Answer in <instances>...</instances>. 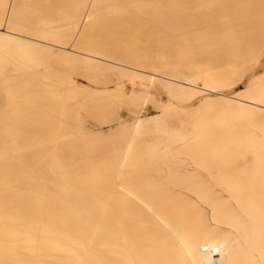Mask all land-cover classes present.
<instances>
[{"label":"bare ground","instance_id":"obj_1","mask_svg":"<svg viewBox=\"0 0 264 264\" xmlns=\"http://www.w3.org/2000/svg\"><path fill=\"white\" fill-rule=\"evenodd\" d=\"M22 1L23 0H0V27H2L3 25L2 31H0V54H5V55H2V57L10 55L14 51V49L19 48V46L25 47L30 50L32 49L33 52L38 51V49L40 51L42 49L45 50V48L49 50L48 47L42 42H44L47 39H49L50 42L52 39L53 40L61 39L59 36L56 37L57 35H59V34H56V32L58 33V31H56V28H55L56 26H58V24L55 25L54 23L55 22L60 23L64 20L68 21V19L72 18L74 14L77 15L76 9L78 7L79 9L81 7L84 9L85 6H82V5H84L87 0H76V1L71 0L70 2L65 1V0L64 1L63 0L61 1L60 0H42L43 3L37 0L39 1V5L40 3L43 4L40 9H39L40 6H37V8L39 9V11H41V13L39 17L38 16L36 17L35 15L34 16L35 18H34L32 17L33 16L32 14L30 17H32L34 20L37 19L36 23L40 25V27H43L42 29L39 26H37V24L35 23L33 19L31 20L30 18V20L28 19L29 20L28 21L25 19V17L27 18V16L25 17H23V15L22 17L19 16L21 15L20 14L21 12L22 14L24 12V10L20 11L21 7H19V4L24 5ZM37 1L34 2V4L33 3L32 4L37 5L36 4L38 3ZM142 1L147 2V0H140L139 1L140 6L143 3ZM161 1L162 0H160V2ZM170 1L171 0H169V2L167 3H171V4L173 3L171 7L175 3L178 2V1L177 2H173V1L170 2ZM186 1L187 3L189 2V0H186ZM222 1L221 0L220 1L219 0H205L204 3H207L208 5H210L211 3H215L214 5L219 6V7L217 6L219 11H217V8L214 9L215 7L213 4L209 6V11L213 7L212 10L213 12L216 13L215 15H217V12H221L223 9L229 10V11L227 10L223 11L221 12V14L223 13L222 15H225L224 17L226 18V20L227 18L232 19L230 18L231 16L233 17V20H231V22H229L230 20L228 19V22H229L228 24L230 23L232 24V21L235 22L232 24L233 27L230 24L231 26L229 27H231V29L236 27V25L237 27H240L242 29L240 30V32L242 31L241 33L236 32L241 35L239 36L237 34L238 36L237 35L236 36L238 38L237 37L236 38L239 39L241 37L242 42L243 41L244 43L246 42L245 44L247 45L250 43L251 44L253 43L254 47H256L254 48L255 50L254 54L260 53V51L264 49V0H222ZM104 2L106 4V0H91L90 5L89 6L86 5L88 6L87 10L89 14L87 15V17L91 16L90 14L92 13H94L92 14L94 15V17L96 16L97 13H100L101 11L99 12L98 8L102 7L103 9L102 3L104 4ZM120 2H122V0ZM123 2L120 3L119 5V6H122L121 8L119 7L117 8L118 2H116L117 5L115 9L119 11L120 13H122L121 11L126 10L125 7L127 5L125 6ZM139 2H137L138 3V7H136L137 9H139ZM131 3L133 4L134 2L132 1ZM191 4L193 5L194 3H192L191 1ZM28 5L30 6V4H27L26 6L28 7ZM72 5L73 7H71ZM200 5L201 4H199V6ZM206 5L202 6V8L205 7L206 9V7H208ZM144 6L146 7L148 5H144ZM122 8L123 10H121ZM148 8H151V6ZM165 8L168 9L169 7H165ZM180 8L181 7L179 6V9ZM31 9H34V13L35 11L37 12L34 6ZM112 9H109V10H111V12L114 13L116 10L114 9L115 10L114 11ZM141 9L138 11L140 12ZM154 9L155 8L153 9L151 8V12H150V9L148 10L151 14L148 12L144 13L146 17L148 18V20H151L152 23L158 22L154 20H158V19L160 20L162 18H164L163 20L166 21L165 18L167 19L168 17L169 19L173 17L172 20H174V18L175 20H177L176 17L178 16L176 15V17H174L175 15H173V13H172L173 16H169L168 14H165L167 12L165 11V13L163 12V14H161V15L165 14V16L162 17V16H159L160 15L159 13L161 12H158L156 14L154 11V13H152ZM158 9L163 11L161 8H158ZM205 9H204V15H205ZM95 10H98L97 13H95L96 12ZM212 10L209 13H212V16H213L214 13L212 12ZM127 11L129 12V10ZM185 11H186V8H185ZM207 11H208V8H207ZM224 12H227L228 14L229 13H232V14H229L230 15L229 16L228 14H225ZM107 13L109 14L108 11ZM209 13L207 15H211ZM154 14H156V16ZM197 14L199 15V13ZM215 15H214V18L217 17V16L215 17ZM226 15H228L229 17L228 16L226 17ZM182 16H185V15H182ZM187 16H190V15H187ZM197 17H196V21H197ZM76 18L73 17V19H76ZM182 18L183 17H181V19ZM189 19L186 18L185 20H188V23H189ZM208 19L209 18H207V20ZM97 20L96 22H98ZM102 21H103V16H102ZM135 21H138V20H135ZM162 21L160 20V22ZM25 22H28V23L30 22V26L32 27L29 26L30 27L29 28ZM150 22L148 21L149 25H150ZM160 22L158 24L159 26H161ZM166 22L165 23L169 25L168 21ZM179 22L180 21L176 23H179ZM213 22H215V20H213ZM213 22H210V23H213ZM135 23L136 22H133L132 24L135 25ZM165 23H162V24H165ZM224 23H227V22H224ZM53 24L55 25V27ZM61 24L64 25L63 23ZM142 24H144V22ZM62 25L60 26V29H62L61 28ZM91 25H93V23H91ZM167 25H164L163 28L161 27V29L164 30V27L171 28V26H167ZM219 25H222V24L219 23ZM36 26L39 27V29H37ZM211 26H214V25L211 24ZM33 27H35L37 31L34 29V32H32ZM85 27H86V24H85ZM139 27H136V29ZM205 27L207 28V26ZM153 28H155L156 30L155 26H153ZM195 28L191 29V31L195 30ZM75 29H77V27ZM172 29L176 30L177 28H175L174 26V28ZM209 29H211L210 25H209ZM225 29L227 28L225 27ZM154 32L158 33L156 31ZM233 32H235V30ZM64 33L66 34V32ZM68 33H71V32L69 31ZM65 34L62 33L61 37L62 35H65ZM230 34L232 33L230 32ZM235 34L233 33L234 36ZM149 35H152V34L149 33ZM163 35L164 34H162V37ZM192 35L194 38L198 37L197 34H196L197 35L196 37L194 33ZM210 35H212V33ZM188 36L191 37L190 40L193 39L191 35H188ZM69 37L67 36L64 38L63 36L62 38L64 41H66V38H68L69 40ZM166 37L168 38V35H166ZM166 37H163L161 39L163 40ZM199 37H202V35ZM186 39L183 38V40L189 41ZM218 39H220V37H218ZM63 40L61 42H63ZM46 42L47 41H45V43ZM207 42L209 43L211 41H207ZM231 42H233V39ZM219 43L221 44L222 42H219ZM159 44H160V41H159ZM159 44L157 42V45ZM169 45H171V43ZM188 45L190 46L191 43ZM159 47H160L159 48L160 53L161 51L164 52L166 50V48L164 47H163L164 50H161L160 45ZM242 47L240 48V50L242 49ZM150 48L149 50H151ZM238 48L239 47H236V49ZM131 49H133V47ZM94 50H97V49H94ZM106 50H108V48ZM100 51H97V52H100ZM127 51L125 53H127ZM250 51H252V49ZM113 52L114 51L112 50L111 57H112ZM166 52H169V50H167ZM87 53L85 56H87L88 59L90 58L94 62L95 56H93V54L91 55L89 53L90 54L89 55ZM104 53L106 54V52ZM107 53L110 54V52H107ZM114 53H116V50ZM107 55H106V58H107ZM115 55L113 57H115ZM154 55H155V52H154ZM166 55H168V53ZM12 56H14L13 53L10 55L8 63H11L12 65H10V67L14 68L18 65L17 64L18 62L16 61L17 59H14L15 56L14 58ZM135 56L137 57V55ZM170 56H168L169 57L168 60L169 59L171 60V58L173 59L175 58L173 57V55L171 57ZM153 57L154 56H152V58ZM77 58L79 57L77 56ZM128 58L131 59V61L130 60L125 61L127 60V57H126L125 60H121L122 58L121 59L119 58L120 60L118 62L114 60L109 61V62H112L113 64H116V65L127 66V67H129V65H133L134 69H136L137 67H141V68L146 67L145 69H148L147 67H151L150 66L151 64L149 65L150 63L149 59H148L149 63L147 62L149 66L147 65V63H146L147 66L145 67L142 64L143 62L141 59L145 58V56L143 58H140L139 61L142 62L141 64L138 63L139 62L138 57H137L138 59H135L133 56L135 60L134 59L132 60L131 55L130 56L128 55ZM144 60L145 62L147 61V59H144ZM165 60L166 58L163 59V61ZM79 61L81 62L80 59ZM151 61H153V59H151ZM157 61L159 62L160 60H157ZM83 62H86L85 59ZM206 64H207V67L210 66L213 69L212 66L214 64L213 65H209V63H206ZM217 65L215 64L214 67L216 66V68H218ZM214 69L211 73H210L211 70L207 71L206 69L203 73H200L202 70L199 71V73L194 72L196 73V75L194 74L195 76L194 77L192 76L193 78H188L186 76H185L186 78H184L183 76V77H180V79H178L179 77L178 78L176 77L177 78L176 81L183 83V84H187L188 86H193V87H196V85H194L196 81H201L203 84V87L207 88L210 92H215L217 88L224 87L225 84L227 83L223 82L224 78H222L221 79L222 81H220V78L221 76L224 75L223 73H225V71L224 72L217 71V70L214 71ZM136 70H139V69H136ZM8 74H10V72H6L4 76L8 77L9 76ZM27 76H29L28 80L30 81L29 82L30 84L27 82L29 84L27 85L30 86V89L27 95L23 94V88L22 87L20 88L19 84L16 85L14 83L13 85L15 87L12 88V84H11L10 91H11V94L14 93L15 96L14 94H12L11 97L9 96L4 97L2 93L0 92V99H1L0 100V131L3 130L5 132L7 129L8 131H10L11 128H14V129H11L10 131L11 134L10 133L8 134L12 135L13 133L14 135L16 133L18 135V132L20 130L21 132L25 130L24 133L26 134V135H23V133L20 132L22 135L17 136V138L20 136H23V137L26 136V139L23 137L22 138L20 137L19 139V140H22V144L17 146V148L21 146V148H18L20 151L12 150L13 147L15 148V149L13 148L14 150L17 149L16 145L13 146L14 144L13 143L12 144L13 147L10 149V152L12 150L13 152H19L20 154L23 155L24 152L26 153V151L30 150L31 153H34L36 155L34 156V159L35 157L39 156L38 153L40 154V157L34 160L35 164L30 165L31 162H29L30 164H27V165H29L30 168L27 165L26 166L28 169L26 167H25L26 169L23 168L25 171L21 170L23 166L16 168L18 169L17 170L18 172L13 171L15 168L14 169L12 168L13 170L9 169L10 167L8 168V170L11 171L10 174L15 176L12 179L17 180V183L16 182L14 183L12 181L10 182L8 180L10 179V177H12V176L10 177L6 176L7 175L6 173L10 175L9 171L6 170L7 172L4 173L3 170L2 171L0 170V173L3 172L4 174H6V175L3 174L4 175L3 176L1 175L2 174L1 173L0 176H2V178L0 177V179H3V178L5 179L6 177L7 178L5 179L6 182L9 181L11 183V184L6 183V185H9L10 187L9 189H7L8 187L4 185L5 182L3 180L0 182V186L3 184V187H1V190H0V197L2 196L1 194L5 192H6V195H8L7 194L8 190L13 189V186L15 184H18V180L21 181L23 179L22 182L24 181L22 185L20 184L21 182L19 181L20 182L19 185L14 186L13 191L15 190V187H16V190H18L17 192H15V194L17 193V198L10 199L11 197L10 195H9L10 197L8 196L7 198L6 195L4 194L3 196L5 198H0V264H211L209 260L207 261L201 260L200 255L198 253V245L201 243L202 237H206V236L207 238H209V240H212L213 242L216 243L217 247L214 249L215 251L219 252L218 255L220 257V264H264V142L261 141V138H262L261 136L264 137V134H263L264 132L262 133L263 135L260 136L261 138L258 136V138H260L259 139L260 144L256 143L252 145L243 144L242 142L246 141L248 137H250L251 141L252 139L253 141H255L257 138L256 137L257 135L256 136L252 135V134H255L254 130L250 136L249 135L246 136L245 132L240 133L238 132V130L236 131V129H233V128L229 129L230 131H227L225 129H221L217 127H214V128L209 127L207 129L200 130L193 136H189L188 131L184 132L185 136L181 135L182 133H179L177 135H181L179 137L181 138L183 137L182 139L184 140L186 139V141L190 140L191 137L192 138L197 137L200 141L203 140L201 141V143L203 142L202 145L199 144L201 147H203L202 149H205L206 143L208 144L206 146V149L203 150V152H201L202 151L201 147L199 148L198 146H196V148L192 147V148H195L193 149V151L191 150L192 154L190 155L193 160L192 161L190 159V161L191 163L192 162L193 163L192 164L188 163L189 164L188 166L191 165L192 167H188L187 165H185V163H183L180 165L183 167L179 168L180 166L178 165V161L175 160L177 164L175 161H173V163L175 162L174 164L170 162L171 159L174 160V158H168L167 156L164 157L163 155H161L162 153H160V151L155 147L154 148L147 147L148 149H146V147L143 148L142 146H138V148L134 150V152L132 153L133 157L130 156V158L128 157V159L127 158L122 159V157H125L127 155L128 150H129L128 148H130L128 146L125 147V149H123L122 152H120L121 156L119 157L118 160H115L113 162L109 161L110 163L109 165L107 162L101 169L95 168V165L94 166L88 165L90 167L88 166L80 167L76 161L72 160L73 156H71V154L70 156L69 154L65 155V153L67 152L66 151L67 148H70L67 150H74L75 152L78 150H75L76 148L74 149V147L76 146L72 144L73 143L72 135L70 137V135L66 134V132H64L66 129H64L63 131V127H64L63 124H66V121H64L65 123L61 122L62 116L67 119L68 116L66 117L64 116V114L68 115L70 107L72 106L70 104L71 103L70 101H73L71 100L72 98L71 95H73V91H74L72 89L73 86L70 84V82L68 81L65 82V79L64 81L62 80L59 81L58 79H56V80H53L54 81L53 83H44L42 79L44 78L42 77L43 75H38L35 73V74H30V75L28 74ZM224 76L225 77L227 76V72H226V75ZM134 77L138 78L139 76H134ZM14 79L15 77L12 79L13 82H14ZM262 83L264 82H256L253 89L249 93H247L244 97L242 95L240 98H235L236 99L235 101H227V102L222 101L221 112L223 114H230V113L254 114L255 113L257 115L259 114L261 115V113H264L262 112L264 111V84ZM69 85H71L72 90L68 88L70 87ZM171 85L170 86L168 85V88L170 89V87H172L170 90L180 95L182 93L186 95L193 94L197 91V90H194L188 87L179 86V85L172 84V83ZM70 91H72V94L70 93ZM22 100L24 101L28 100V101L27 102L25 101L22 104L21 103ZM25 103L26 104L29 103L28 106H26ZM68 104L71 106L68 107ZM51 105L53 108L51 107ZM47 107H49L47 110L48 112L45 114L46 111L44 110ZM27 110L30 111V112H27L28 115L26 114ZM64 110L65 111L67 110L66 111L67 114L64 112ZM256 112H258L259 114ZM29 113H30V117L26 118L25 116H29ZM48 114H50V116L52 115L49 118V120H47ZM36 115L38 116V118H35ZM262 116H258L260 117L259 119L257 118L258 121L255 118L256 126L258 124L256 128L258 129L259 127L260 128L259 131H261V129L262 131H264V115ZM141 122L142 121L139 120L135 123V125H139ZM67 124H68V121H67ZM69 126H71V124ZM15 127H18L17 128L18 131L15 130ZM2 133L3 132H1L0 134V139L3 141L2 142L0 140L1 141L0 142L1 152H3V150L6 149V148L2 149L3 148L2 145H4L7 142V139L12 138V137L8 138V136L10 135L6 134L7 133L6 132L4 133L5 134V137H4L5 142H4L2 138L3 136ZM31 133L32 134L37 133L35 136L36 139L33 137L34 135L33 136L31 135ZM37 136H40L39 142H36L38 141ZM201 137H203V139ZM15 138L16 137H14L13 139ZM29 138L33 142H30ZM65 138L69 139V142H66L67 145H65L66 143H63L64 145L61 143L63 139L65 140ZM13 139H12V142H13ZM23 140H24L25 145H23ZM204 140L205 141L207 140V142H205ZM75 143L77 144V142ZM10 146L8 147L10 148ZM23 146L24 147L27 146V149L25 148L24 150V148H22ZM63 148L64 149L66 148L65 149L66 152L64 151ZM192 148L190 147L189 150ZM197 148L199 151L197 150ZM39 149H43V151H40ZM6 150L9 152L8 149ZM34 150H39V151H37V153L32 152ZM7 151L5 154H4L5 152L4 151L0 155L2 156L3 154L6 155L8 153ZM40 152L43 154H41ZM19 158H20V155H19ZM160 159L163 165L165 163V166L167 167L164 166L163 167L164 169L162 170L161 168L157 169L159 170L158 172L157 170H151L152 169L151 165H153L154 163L156 165V162H158L159 164V162H161ZM25 160L27 161L30 159H25ZM18 161L20 162V160ZM190 161H187V162H190ZM180 162L181 160L179 161V163ZM6 163L10 164L8 162ZM15 163H17V161ZM20 163L22 164V161ZM201 166L205 169H203ZM156 167L157 166H155L154 168ZM200 167L202 171L200 170ZM165 168H167V170L165 173H163L165 171ZM26 170L28 172H26ZM199 170L201 172L206 170L204 174L208 175L206 178L208 182L207 180L204 179L206 175L205 176L201 175L200 180L204 179L203 181H206L207 183L205 182L202 184L203 181L202 182L198 181V184L193 183L192 185L190 184L189 186H186V187L185 185H183V187L182 185H178L180 183L183 184L182 182L184 180H186L185 183H187L192 177H195L198 173H200ZM30 171H31V174L33 173L32 174L33 177L31 175H29V177L31 176L30 178L25 177V174L26 176H28L27 174H30ZM153 171H156V173H154ZM97 172L102 173L103 175L101 174V176L103 177L101 178V176H99L100 174H98L96 177L95 173ZM16 175L17 176L20 175V176L16 178ZM211 177L214 178V180H212ZM26 178L27 180H24ZM31 178H33L34 180ZM97 178H99L101 181L98 180ZM29 179L32 180L33 182L30 181ZM209 180L210 181L212 180L214 182L209 183L210 182ZM28 181H30L32 184H30ZM25 182H28L26 184L27 188H29L28 184L33 186L32 187L29 185L30 186L29 189L33 190V191L29 190L33 192V193L30 192L32 194V195L30 194L32 196L31 199L30 198L27 199V195L25 194H24L26 196L25 199L24 197L21 198L23 193L22 195H19L20 197H18V192L20 191V189H22L21 187L25 186L23 185L25 184ZM192 182H195V181H192ZM117 184H119V186L121 187L118 193L116 191ZM92 189H94L93 191L98 192V194L96 193L93 194V195L96 194L98 198L96 197V195L92 196V191H91ZM10 192L14 193L12 192V190H10L8 193ZM15 194L14 196L13 194H11L12 197H15L16 196Z\"/></svg>","mask_w":264,"mask_h":264},{"label":"rangeland","instance_id":"obj_2","mask_svg":"<svg viewBox=\"0 0 264 264\" xmlns=\"http://www.w3.org/2000/svg\"><path fill=\"white\" fill-rule=\"evenodd\" d=\"M36 1L37 0H23L22 2L24 3V5L19 4V7H21V10H20V8H19V10L20 11L24 10V12H23V14L21 12L20 13L21 15H19V16H21V17H22V15H23V17L27 16V18L25 17L26 20H28V19L30 20V18L32 20L33 19L32 17H34L35 15H36V17L37 16L39 17V15L41 13V11H39V9L43 5L41 3L39 5V1L42 3H43V1L39 0V1H37L38 3H36L37 5H33L34 2H36ZM65 1L70 2L71 0H65ZM90 1L91 0H89V1L87 0L85 2V4L82 5V6H85L84 9L82 7H81L82 9L80 8L81 10L79 9V7L76 9L77 13L76 12L75 13L77 15L74 14V16H72V18L68 19V21L64 20L67 24L64 21H62L60 23L55 22L54 23L55 25L58 24V26H56V27L53 24L54 27L56 28V31H58V33L55 31L56 34H59L56 37L59 36L63 40V38H62L63 36H64V38L67 36L68 37L70 36L69 40H68V38H66V41L63 40V42H61L62 41L61 39H58V40L52 39L50 42V40L47 39L45 41H47L48 43L47 42L45 43V41L42 43L45 44L49 50H47V48L44 47L45 50L42 49L40 51L38 49V51H35V52H33L32 49L30 50V49H27L25 47L19 46V48L14 49V51L12 50L13 51L12 53L14 54L15 58H14V56H12V57L14 59H17L16 61L18 62L17 63L18 65L14 68L10 67V65H12L11 63H8L9 57L12 53L8 56H5V57H2V55H5V54H0V92L2 93V95L4 97L5 96L11 97L12 94H14V93L11 94V91H10L11 90V87H10L11 84H12V88L15 87L13 85V83L16 85L19 84L20 85L19 87L23 88V94L27 95L28 91L30 89V86H28L30 84L29 83L30 81L28 80L29 76H27V75L28 74L29 75L35 74V73L38 75H43L42 77H44V78H42V79H43L44 83H53L54 82L53 80H56V79H58L59 81L60 80L64 81V79H65V82L66 81L70 82V84L73 86L72 89L74 91L76 90L75 92L73 91V95H71L72 96L71 100H73V101H70L71 102L70 104L72 106L68 104V107L71 106L70 110L68 109L69 113H68V115L64 114V116H66V117L68 116L67 117L68 120L62 116L63 118L61 117V120H62L61 122L63 123L64 121H66V124H63L64 125L63 131H64V129H66L64 132H66V134L70 135V137L72 135L73 139L72 138L71 139L73 140V143L72 142L71 143L74 146H76V147H74V149L76 148L75 150H78V151L75 152L74 150H67L70 148L66 147L67 149L66 148L65 149L67 152L63 148L64 151L66 152L65 155L69 154V156H70V154H71V156H73L72 160L76 161L80 167H85L88 165H93V166L95 165V168L101 169L107 162L109 165L110 164L109 161L113 162L115 160H118L119 157L121 156L120 152H122V150L125 149V147H127V146L130 148H128L129 150H128L127 155L125 157H122V159H125V158L128 159V157L130 158V156L133 157L132 153L134 152V150H136L138 148V146H142L143 148L146 147V149L155 147L160 151V153H162L161 155H163L164 157L167 156L168 158H174V160L171 159V161L168 159L171 163H173V161L176 160V161H178L179 166L183 163H185V165L188 166L189 165L188 163H190V164L193 163V162L191 163V161H190V159L192 160V157L190 155L192 154L193 149H195L196 146H198V148L201 147L200 145H202V143H203V142L201 143V141H203V140L200 141L197 137H193V138L191 137L190 140L186 141V139L185 140L182 139L183 137L182 138L179 137L181 135L185 136V134H184L185 131L189 132V136H193L198 131L203 130V129H207L209 127L210 128L211 127L212 128L217 127V128L225 129L227 131H230L229 129L233 128V129H236V131L238 130V132H240V133L245 132L246 136L247 135L250 136L254 130L255 134H252V135H255V136L257 135L256 140L254 139L255 141H253V139H252V141H251L250 137H248V139L242 143L243 144H251V145L256 144V143L260 142L259 139L261 137H262L261 141L264 142V140H263L264 137L261 136L264 134L263 133L264 131H262V129H261V131H259L260 128L259 127H258V129L256 128L258 126V124L256 126V122H255L257 118L258 119L260 118L258 116H262V115H264V113H261V115H260L259 114L260 111H259V113L256 112L259 114V115H257L255 113L254 114H241V113L223 114L221 112L222 101L223 102L235 101L236 100L235 98H240L242 95L244 97L247 93H249L253 89L256 82H264V49H262L260 51V53L254 54V52H255L254 48H256V47H254L253 43L248 44L249 45L248 46L247 44H245L246 42L245 43H244V41L242 42L241 37L239 39H237L238 38L237 36L238 35L241 36V35L236 33V32H240V30H242V29L240 27H237V25H236L237 28L234 27L231 29V27H229L235 22L232 21V24L230 23L231 25L228 24L229 22H231V20H233V17L231 16L230 18H232V19L227 18V20H226V18L224 17L225 15H222L223 13L221 14V12L227 10L226 8H225L226 10L221 9L222 10L221 12H217V11H219L218 10L219 6L214 5L215 3H211L215 7L214 9L217 8V11H216L217 15H215L216 13L213 12V10H212L213 7L211 8L215 17L217 16L216 17L217 19H216V18H214V15L212 16V13H209L211 11V10L209 11V6L211 4L208 5L207 3H204L205 0L204 1L199 0V2H198V0H189V2H190V3L188 2L189 4L187 3L186 0H171L173 2L178 1L172 7H171V5L173 3L172 4L167 3V2H169V0H167V1L162 0L161 2H163V3H161L160 0H158V1L157 0H147V2L144 1L145 3L142 1L144 4L141 2L142 3L141 6H140V2H139L140 0H138V1L137 0H126V1L122 0V2L124 1L123 4L125 6L126 5L129 6V4L132 1L134 3L133 4L131 3L129 7H127V6L125 7L122 4L126 8V10H123V8L121 10L125 11L126 13L123 11H121L122 13H120L119 11H117L115 9V7L117 5L116 2H118L117 8L122 7V6H119L120 3H122V2H120L121 0L120 1L119 0H106V4H105V2H104V4L102 3L103 9H102V7H100V8L97 7L99 12L101 11L100 12L101 15H100V13H97L98 10H95L96 12L94 11L95 13H97L95 16L96 18H95L94 15H92L94 13L90 14L91 16L87 17V15H89L87 7L90 5ZM135 1L139 2V9L136 8V7H138V3ZM191 1H192V3H194L193 5L191 4ZM195 3H197V4H195ZM27 4H30V6L28 5V7H27L26 6ZM162 4H163V6H162ZM199 4H201V5L199 6ZM202 4H204V5L207 4L206 6H208V7H206V9H205V7L202 8V6H204ZM32 5L34 6V8H36L35 10H37V12L35 11V13H37L38 15L34 13V9H31L33 7ZM86 5H88V6H86ZM108 5H110V6H108ZM113 5H114V7H113ZM144 5H148V6L145 7ZM149 5L151 6L152 9L155 8L152 11V13H154V11L156 14L158 12H161V13H159L160 14L159 16H162V17H164L165 14H168L169 16L175 15L174 17H176V15H177L178 17H176V19L180 22L176 23L178 21L175 20V18H174V20H172L173 17L170 19L168 17L167 19H169V20H167L165 18V20L168 21V23H169V25H167L166 24L167 22L164 21L163 20L164 18L161 17L162 19H160V20L161 21L163 20L162 22H160V20L157 18L158 20H154V21H158V22H154L155 24L152 23V21L148 20V18L144 14L145 12H148V13L151 12V8H148V7H150ZM178 5L181 7L180 9H179ZM37 6H40L39 9L37 8ZM107 6H108V8H107ZM142 6H144V7H142ZM197 6H198V8H197ZM23 7H24V9H23ZM71 7H73V5ZM165 7H169L168 9H170V10H168ZM158 8H161L163 11H161ZM171 8H172V10H171ZM185 8H186V11H185ZM207 8H208V11H207ZM100 9H102V10H100ZM109 9H112V10L115 9L116 11L114 10L115 12L113 11L114 13H112L111 10H109ZM140 9H141V11H140L141 13L138 11ZM149 9H150V12L148 11ZM204 9H205V15H207L208 13L211 15H207L208 17L205 16L204 15ZM127 10H129V12L130 11L131 12L129 13ZM193 10H194V12H193ZM107 11L109 12V14L107 13ZM165 11H167V12L165 13ZM181 11H183V12H181ZM227 11H229V10H227ZM31 12H33V13H31ZM163 12L165 14L161 15V14H163ZM174 12L177 14H175ZM172 13H173V15H172ZM197 13H199V15ZM224 13L228 14L227 12H224ZM31 14L33 15L32 17H30ZM156 14H154V15L156 16ZM180 14H181V16H180ZM220 14H221V16H220ZM229 14H232V13H229ZM182 15H185V16H182ZM187 15H190V16H187ZM228 15H226V17ZM28 16H29V18H28ZM102 16H103V21H102ZM73 17L76 19H73ZM181 17H183V18L181 19ZM196 17H197V21H196ZM204 17H206V18H204ZM186 18L187 19L190 18L189 19L190 24L188 23V20H185ZM207 18H209V19L207 20ZM228 19L230 20L229 22H228ZM26 20H24V21H26ZM36 20L37 19L34 20L35 23H36ZM86 20L88 21V23L90 25L87 23ZM96 20L98 22H96ZM135 20H138V21H135ZM190 20H192V21H190ZM201 20H203V21H201ZM213 20H215V22H213ZM34 21H33V23H34ZM101 21H102V23H101ZM148 21L149 22L151 21L150 25H149ZM118 22L119 23L121 22L122 24L121 23L119 24ZM133 22H136L135 25L132 24ZM139 22H140V24H139ZM143 22H144V24H142ZM159 22H160L161 26L158 25ZM210 22H213V23H210ZM224 22H227V23H224ZM25 23H26V25H28V27L30 26V22L29 23L25 22ZM61 23H63L65 26L62 25ZM68 23H70V24H68ZM91 23H93V25H91ZM107 23H109V24H107ZM111 23L114 25H112ZM151 23L153 26L156 27V30H155V28H153ZM162 23H165V24H162ZM171 23H173V24H171ZM219 23L222 25H219ZM85 24H86V27H85ZM181 24H183V25L185 24V25L183 26ZM188 24L190 27L188 26ZM199 24H201V25H199ZM211 24L214 26L216 25L215 28H214V26H211ZM61 25H62L61 28L64 31L62 29H60ZM66 25H67V27H66ZM98 25H100V26H98ZM130 25H132V26H130ZM144 25H146V26H144ZM164 25L171 26V28L170 27H164V30H162L161 27L163 28ZM209 25H210L211 29H209ZM37 26L40 27V25H38V24H37ZM174 26H175V28H177L176 30L172 29V28H174ZM197 26H199V27H197ZM205 26H207V28ZM30 27H32V26H30ZM39 27H37V29H39ZM76 27H77V29H75ZM136 27H139V28H137L138 30L136 29ZM225 27L228 29V31H227V29H225ZM232 27H233V25H232ZM2 28H3V25H2V27H0V31H2ZM40 28L42 29L43 27H40ZM167 28L168 29L170 28V29L168 30ZM194 28L196 31L195 30L191 31V29H194ZM32 29H33V31L31 29L30 30L32 32H34L35 27H33ZM215 29H217L218 31ZM233 29L235 30V32H233L234 31ZM236 29H238V30H236ZM152 30H154L158 33H155ZM69 31L71 33H68ZM151 31H152V33H151ZM171 31H173V32H171ZM188 31H190V32H188ZM64 32H66V34ZM167 32H169V33H167ZM214 32L215 33L217 32V33L215 34ZM230 32L232 34H230ZM62 33L65 35H62V37H61ZM149 33L152 35H149ZM193 33H194L195 37L197 35H198V37L194 38L192 35ZM200 33H201L202 37H199V36H201ZM211 33H212V35H210ZM233 33L234 34L236 33L235 36L233 35ZM162 34H164L163 37H166V35H168V38L166 37V38H164L165 40L164 39L162 40L161 39V38H163ZM169 34H170V36H169ZM188 35H191L193 37V39H192L193 41L190 40L191 37ZM228 35H229V37H228ZM223 36L226 38H224ZM153 37H155V38L157 37L158 39L157 38L155 39ZM218 37H220V39H218ZM70 38H71V40H70ZM151 38H153V39H151ZM175 38H177V39H175ZM183 38L184 39L187 38L186 40H189L190 42L183 40ZM214 38H216V39H214ZM232 39H233V42H231ZM166 40H167V42H166ZM238 40L241 42H239ZM159 41H160V44H159ZM207 41H211V42L208 43ZM234 41H235V43H234ZM157 42L161 46V50H164L163 47L166 48V50L164 52H162L161 50H160L161 53L159 52L160 47H159V45H157ZM161 42H162V44H161ZM214 42H215V44H214ZM219 42H222V43L220 44ZM229 42H231L232 44ZM238 42L241 43L242 45L244 43L243 47ZM49 43H51V44H49ZM73 43H75V44H73ZM163 43L165 44V46L166 45L167 46L165 47ZM170 43H171V45H169ZM190 43H191V45L189 46L188 44H190ZM202 43H204V44H202ZM205 43H207V44H205ZM85 44L87 46L89 44V46L87 47ZM228 46H230V47H228ZM240 46L242 47L241 50H240V48H241ZM250 46H252V47H250ZM132 47H133V49H131ZM236 47H239V48L236 49ZM107 48H108V50H106ZM149 48L151 50H149ZM153 48H154V50H153ZM94 49H97V50H94ZM251 49H252V51H250ZM112 50L114 52L116 50V53H118V54H116L113 52L112 57L116 54L117 56L115 55V57H117L118 59L115 57H113V58L111 57ZM167 50H169V52H166ZM97 51H100V52H97ZM126 51H127V53H125ZM151 51H152V53H151ZM156 51H157V53H156ZM87 52H89L91 55L93 54V56H95L94 62H93V60H91L90 58L88 59L87 56H85ZM104 52H106V54ZM107 52H110V54H108ZM154 52H155V55H154ZM62 53H64V54H62ZM66 53H67V55H66ZM89 53H87V54H89ZM167 53H168V55H166ZM107 54L111 58H109ZM106 55H107V58H106ZM128 55L129 56L131 55L132 60L136 57L135 55H137V57L139 59L137 57L135 59H138V61L140 60V58H143L145 56V58L141 59L143 63L140 61L139 62L136 61V62H138L140 64L142 63L145 67L148 65V63H149L148 59H149L150 60L149 65L151 64L150 65L151 67H147L148 69H145L146 67L145 68H143V67L142 68L141 67L136 68L135 67L136 69H139V70H136L133 68L134 67L133 65H129V67H127V66L116 65V64H113L112 62H109V61H113V60L118 62L121 58H122L121 60H125L126 57H127V60H125V61H128V60L131 61V59H129L130 57L128 58ZM140 55H141V57H140ZM159 55H161V56H159ZM170 55L171 56L173 55V57H175V58L174 59L171 58V60L170 59L168 60V58H169L168 56H170ZM66 56H67V58H66ZM77 56L79 58H77ZM133 56H134V58H133ZM152 56H154V57L152 58ZM75 58H77V59H75ZM165 58L168 61H166V60L163 61V59H165ZM213 58H215V59H213ZM79 59L81 60V62H83L85 59L86 62L81 63L79 61ZM144 59H147V61L145 62ZM151 59H153V61H151ZM155 59H156V61H155ZM157 60H160V61L158 62ZM88 61H89V63H88ZM77 62H78V64H77ZM153 62H155V63H153ZM210 62H211V64H210ZM146 63H147V65H146ZM206 63H209V65H213V64L217 65L218 64L217 65L218 68H216V66L214 67V65L212 66L213 69L215 68L214 71H216V70L217 71H223V72L225 71V73H223L224 75H226V72H227V76H228V77L226 76L227 78L223 74H222L223 76H221V78H220V81H222L221 79L224 78L223 82L227 83V84H225L224 87H219L216 89L215 92H210L207 88L203 87V84L201 81H196L194 84L198 88L193 87V86H188L187 84H183V83L176 81L178 77H179L178 79H180V77H183V76H184V78H186V77L193 78L196 75V73H194V72L199 73V71L202 70L200 73H203L205 71V69L207 71H210L212 68L209 65H208L209 67H207ZM207 68L208 69L210 68V69L208 70ZM195 69H196V71H195ZM213 69L210 71V73L213 71ZM222 69H224V70H222ZM6 72H10V74H8L9 75L8 77L4 76V74H6ZM181 73H182V75H181ZM134 76H139V77L136 78ZM14 77H15V79L13 82L12 79ZM166 83L169 86L172 83V84H176L179 86L188 87V88H191V89H194L197 91L193 94L186 95V94L182 93L180 95L178 93L172 92L170 90L172 87H170V89H169L168 85ZM262 84H264V83H262ZM71 85H69L70 87H68L70 90H72ZM70 93L72 94V91H70ZM14 96H15V94H14ZM25 99H27V98H25ZM22 101H21V103L23 104L26 100L25 101L22 100ZM72 102L75 105H73ZM28 104H26V106H28ZM51 107H52V105H51ZM48 108L49 107H47L44 110V111H46L45 114L48 112L47 111ZM66 111L64 110V112L67 114ZM27 112H30V111L27 110L26 114H27ZM262 112H264V111H262ZM69 114H71V115H69ZM48 116H47L48 119L46 118L47 120H49V118L51 117L50 114H48ZM253 116H255V117H253ZM25 117L26 118L30 117V113H29V116H25ZM35 118H38V116L36 115ZM258 119H257V121H258ZM139 120H141L142 122L139 125H135V123ZM67 121H68V124H67ZM70 124H71V126H69ZM17 128L18 127H15L16 131H18ZM11 129H14V128H11ZM11 129H10V131H11ZM10 131H8V129L5 132L3 130L0 131V134H1V132H3L2 133L3 140L5 137L4 133L7 132L6 134H8V133H10ZM14 131H12V132H14ZM24 131L25 130H23V132H21V130H20L18 132V135H22L21 133H23V135H26L24 133ZM179 133H182V134L177 135ZM10 134H8V135H10ZM36 134L31 133L32 136L34 135L33 136L34 138H35ZM8 135H6V136H8ZM12 135H13V133H12ZM12 135L8 136V138L9 137H12V138L7 139V142H6L7 144L3 143L5 146L2 145V147H3L2 149L6 148L9 150V152L13 146L16 145V148H17V146L22 144V140H19V139H20V137L22 138L23 136H20L17 138L18 135L16 133L14 134L15 136L14 135L12 136ZM258 136L259 137L261 136V137L258 138ZM14 137H16V138L13 139ZM39 137L40 136H37L38 141L35 140L36 142L40 141ZM23 138L26 139V136ZM201 138L203 139V137H201ZM12 139H13V142H12ZM29 140H30V142H33V141H31L30 138H29ZM4 142H5V140H4ZM18 142L19 143L21 142V143L19 144ZM66 142H69V139L65 138V140L63 139V141L61 143L63 144ZM75 142H77V144ZM205 142H207V140ZM12 144H13V146H12ZM23 145H25L24 140H23ZM65 145H67V143ZM68 145H69V143H68ZM77 145H79V146H77ZM205 145L207 146L208 144L206 143ZM8 146H10V148ZM206 146H205V149H206ZM190 147L191 148L195 147V148H192L189 150ZM13 148H12L13 151H20L18 148H21V146L18 147L16 150H14L15 148L14 149ZM22 148H24V150H25V148L27 149V146L26 147L23 146ZM198 148H197V150H198ZM202 148L203 147H201V149ZM0 149H1V147H0ZM6 149L3 150V152L5 151L4 154L7 151ZM173 149L174 150L176 149L175 150L176 152ZM205 149H202L201 152H203V150H205ZM12 150L10 153L7 151L8 153L6 155H4V154H3V156L0 155L1 156V158H0V165H1L0 170L1 171L3 170L4 173L9 171V174H10L11 171L8 170L9 167H10L9 169H11V170H13L14 168L16 169V168L22 167V166L23 167L21 168V170H24L23 168H25V167L27 168V166L30 168V166L27 164H30L29 162H31L30 165L35 164L34 160L36 158L38 159V157H40V154L38 153L39 156L35 157V159H34V156H36V155L34 153H31L30 150L26 151V153L24 152V154H25V155L23 154L24 156L22 154H20L19 152H13ZM39 150L43 151V149H39ZM39 150H34L32 152L37 153V151H39ZM22 151H21V153H22ZM3 152L0 151V154ZM41 154H43V153H41ZM14 155H16V156H14ZM19 155H20V158H19ZM28 156H29V158H28ZM31 156H33V157H31ZM10 159H12V160H10ZM17 159L20 160V162L22 161V164ZM25 159H30V160L26 161ZM7 160H9V161H7ZM15 160L17 161V163H15L16 162ZM180 160H181V162L179 163ZM10 161L14 162L15 165H14V163H12ZM160 161H161V159H160ZM187 161H190V162H187ZM6 162H8L10 164H7ZM161 163H162V161L159 162L160 165L158 164V162H156V165H155V163L153 165H151V163H150V165L152 166V169L150 168L151 166L149 168L151 170H157V169L161 168V170H162V169H164L163 167L165 166V163H164V165H163V163L162 164ZM176 164H177V162H176ZM2 166H3V168H2ZM153 166L154 167L157 166V167L154 168ZM160 166H162V167H160ZM88 167H90V166H88ZM165 167H167V166H165ZM181 167H183V166H180L179 168H181ZM188 167H192V166L190 165ZM201 167H200V170L202 171ZM4 168H5V170H4ZM15 169L13 171L18 172L17 171L18 169H16V170ZM203 169H205V168H203ZM91 170H92V168H91ZM91 170H89V171H91ZM166 170H167V168H165V171L163 170L164 171L163 173H165ZM13 171H12V173H13ZM158 171L159 170H157V172ZM201 171H200V173H202V174L198 173L200 175H198V174L196 175V173H195L196 176L194 175L195 177H192L193 180L191 178L188 181L189 183L187 182L188 184L185 183L186 180H184L182 182L183 184L180 183L178 185H182V187H183V185H185V187H186V186H189L190 184L192 185L193 183L198 184V181L202 182L204 179L207 180L206 178L208 175L204 174L206 172V170L203 172H201ZM3 172H1L2 174L1 173L0 174L3 175L4 174ZM26 172H28V171L26 170ZM153 172L156 173V171H153ZM6 174H4V175L9 176V177L12 176V177H10L11 180L8 179L10 182L12 181L14 183L15 182L17 183V180L12 179L13 177H15L14 175H12V174L8 175V173H6ZM32 174L30 171V174H27L28 176H26V174H25V177H29V175L32 176ZM95 174H96L95 176L97 177L98 174H100L99 176H101L102 173L97 172ZM201 175L202 176L206 175L203 180H200ZM19 176L20 175H18V176L16 175V178H18ZM0 177L2 178V176H0ZM102 177L103 176H101V178ZM194 178H195V180H194ZM5 179H7V178L5 177ZM5 179L4 178L0 179V182L3 180L5 182V183L2 182V183H4V185H6V183H10L9 181L6 182ZM31 179H33V178H31ZM97 179L100 180L99 178H97ZM211 179L214 180V178H212V177H211ZM22 180L21 181L18 180V184H15V185L18 186L20 182H21L20 184L22 185V183L24 182V181L22 182ZM24 180H27V178ZM191 180L195 181V182H192ZM212 180L211 181L209 180L210 181L209 183L214 182ZM30 181H32V180H30ZM30 181H28V182L30 184H32ZM28 182H25V184H23V185H25L24 187L20 186L22 189H20V191L18 192V197H20L19 195H22V193H23L21 198L24 197V199H25V197H26L25 195H27V199L28 198L31 199V197H32L31 193H33L31 191H33V190L29 189L30 186H32L30 184H28L29 188H27L26 184ZM205 182L206 181H203L202 184ZM207 182H208V180H207ZM14 183H12V184H14ZM199 184H201V183H199ZM6 186L8 187L7 189L10 188L9 185H6ZM14 186H13V189H14ZM1 187H3V184L0 186V190H1ZM13 189H10V190H12V192H14V193H11V192L10 193L13 194V196H14L15 192H17L18 190H16V187H15L14 191H13ZM119 189H121V187L119 186V184H117V188H116L117 193H118ZM10 190H8V192ZM29 190H31V191H29ZM93 190L94 189L91 190L92 196H95L96 194H98V192H95ZM5 191H6V189H5ZM99 191H101V190H99ZM8 192H7L8 195H6V192L3 193L4 195H6L7 198L9 195L11 196V197L9 196L10 199L11 198H17V193L15 194L16 195L15 197H12V195ZM94 193H96V194L93 195ZM3 194H1L2 196L0 198H5L3 196ZM96 197H97V195H96ZM216 247H217L216 243L213 242L212 240H209V238H207V236L202 237L201 243L198 245V253L200 255L201 260H203V261L209 260L211 262V264H220V257L218 255L219 252L216 251V254L211 253L213 251V249ZM203 249H206V250L203 251Z\"/></svg>","mask_w":264,"mask_h":264},{"label":"built area","instance_id":"obj_3","mask_svg":"<svg viewBox=\"0 0 264 264\" xmlns=\"http://www.w3.org/2000/svg\"><path fill=\"white\" fill-rule=\"evenodd\" d=\"M205 248V247H204ZM203 250H206V249H203ZM215 249H213V251L211 252L212 254H215L216 253V251H214Z\"/></svg>","mask_w":264,"mask_h":264}]
</instances>
